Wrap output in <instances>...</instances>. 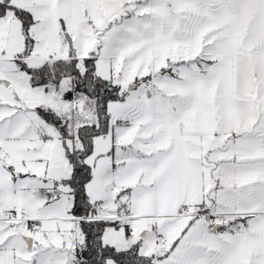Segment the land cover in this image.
<instances>
[{
  "label": "snow or ice",
  "instance_id": "1",
  "mask_svg": "<svg viewBox=\"0 0 264 264\" xmlns=\"http://www.w3.org/2000/svg\"><path fill=\"white\" fill-rule=\"evenodd\" d=\"M0 264H264V0H0Z\"/></svg>",
  "mask_w": 264,
  "mask_h": 264
}]
</instances>
